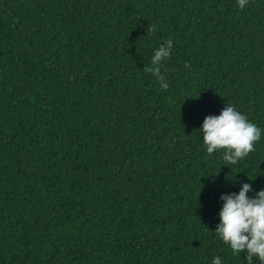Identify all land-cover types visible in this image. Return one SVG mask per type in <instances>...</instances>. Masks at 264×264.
<instances>
[{
  "label": "trees",
  "instance_id": "1",
  "mask_svg": "<svg viewBox=\"0 0 264 264\" xmlns=\"http://www.w3.org/2000/svg\"><path fill=\"white\" fill-rule=\"evenodd\" d=\"M227 104L261 131L234 165L200 130ZM244 183L264 190V0H0V264H247L214 231Z\"/></svg>",
  "mask_w": 264,
  "mask_h": 264
},
{
  "label": "clouds",
  "instance_id": "2",
  "mask_svg": "<svg viewBox=\"0 0 264 264\" xmlns=\"http://www.w3.org/2000/svg\"><path fill=\"white\" fill-rule=\"evenodd\" d=\"M237 3L244 9L248 0H237ZM147 30L155 31L154 28ZM173 43L168 39L161 44L152 57V67L146 69L156 76L162 90H167L169 84L161 74L160 65L170 58ZM200 130L207 153L224 150L223 159L233 165L253 152L254 144L261 137L260 129L230 104L219 116H206ZM251 191V185L244 183L238 194L220 196L223 206L219 213L220 223L214 231L235 254L246 252L247 264H253V257L264 264V190L257 192L254 198L248 196ZM212 264H222L221 258L214 257Z\"/></svg>",
  "mask_w": 264,
  "mask_h": 264
}]
</instances>
